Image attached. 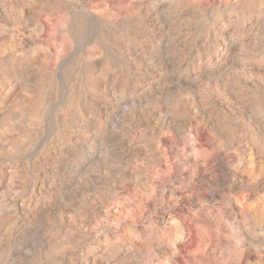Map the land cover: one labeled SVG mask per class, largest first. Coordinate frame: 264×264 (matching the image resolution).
I'll use <instances>...</instances> for the list:
<instances>
[{"label":"rangeland","instance_id":"obj_1","mask_svg":"<svg viewBox=\"0 0 264 264\" xmlns=\"http://www.w3.org/2000/svg\"><path fill=\"white\" fill-rule=\"evenodd\" d=\"M0 264H264V0H0Z\"/></svg>","mask_w":264,"mask_h":264},{"label":"bare ground","instance_id":"obj_2","mask_svg":"<svg viewBox=\"0 0 264 264\" xmlns=\"http://www.w3.org/2000/svg\"><path fill=\"white\" fill-rule=\"evenodd\" d=\"M164 218V217H163ZM195 263V262H194Z\"/></svg>","mask_w":264,"mask_h":264}]
</instances>
